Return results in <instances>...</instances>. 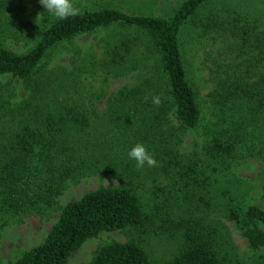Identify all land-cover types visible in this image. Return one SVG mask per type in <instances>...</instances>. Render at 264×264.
Wrapping results in <instances>:
<instances>
[{
	"label": "trees",
	"instance_id": "obj_1",
	"mask_svg": "<svg viewBox=\"0 0 264 264\" xmlns=\"http://www.w3.org/2000/svg\"><path fill=\"white\" fill-rule=\"evenodd\" d=\"M29 1L0 0V27L5 11L40 15L32 33L9 29L15 39L30 35L34 39L30 49L16 53L0 45V79L34 80L18 109L26 110L36 102L38 112L37 118H24L28 123L22 122L9 143L0 146V214L29 215L38 206L53 204L68 182L77 183L87 176L109 174L124 181L120 186L89 191L61 207L45 240L13 263L67 264L83 244L102 233L147 226L149 217L137 193L144 177L183 181L206 177L193 160L196 152L181 154L179 149L183 135L202 122L180 37L200 10L216 0H185L168 18L131 16L109 8L68 11L59 5L60 0H37L33 9H28ZM227 15L230 20L214 14L202 20L206 33L217 34L225 46L210 70L212 89L207 99L212 119L203 126L202 145L208 161L233 157L248 129L264 118L262 20L231 11ZM8 18L14 25L13 18ZM113 28L126 33L105 46V69L114 67L120 69L117 75L121 71L128 74L143 62V74L107 99L98 129L85 108L71 101L69 92L61 93L63 87L47 83L53 71L41 76L46 77L44 81L35 80V76H40L53 48ZM139 47L141 51L136 52ZM255 50H260L259 55L253 54L250 65L244 66L248 58L243 56ZM223 57L233 61L226 62ZM133 59L135 63L130 62ZM59 92L63 101L58 100ZM45 96L51 101L46 102ZM40 108L43 111L39 112ZM33 119L36 122L32 123ZM227 220L242 231L250 249L264 246V210L250 206L240 215L230 209ZM187 226L183 228L184 247L162 264H222L215 230L199 223ZM90 264L153 263L135 242H115L101 247Z\"/></svg>",
	"mask_w": 264,
	"mask_h": 264
},
{
	"label": "rangeland",
	"instance_id": "obj_2",
	"mask_svg": "<svg viewBox=\"0 0 264 264\" xmlns=\"http://www.w3.org/2000/svg\"><path fill=\"white\" fill-rule=\"evenodd\" d=\"M36 1L30 0L28 9H33ZM184 1L60 0L59 5L68 11L109 8L131 16L168 18ZM230 11L250 19L260 18L264 32V0H216L200 10L199 15L183 28L180 37L187 75L197 91L202 122L197 129L183 135L179 149L181 154L196 152L193 160L206 177L197 181L178 180V177H144L137 193L142 209L149 217L147 226L144 229L130 228L102 233L83 244L71 255L67 264H90L101 247L115 242H135L147 253L153 264H162L184 247L183 228L188 223H199L200 226L215 230L214 239L217 240L216 248L222 264H264V246L258 250L250 249L242 231L234 222L227 220L230 209L238 211L240 215L250 206L264 210V118L258 119L248 129V135L233 157L208 161L202 149L203 126L212 119L207 99L212 89L210 70L218 51L225 47L217 34L210 30L206 33L207 25L202 20L213 14L229 17L230 20L231 16L227 15ZM5 13L2 15L4 23L0 27V45L16 53L27 51L34 44V39L30 35L27 39H15L9 29L23 33L29 29L32 33L40 15H32L30 11L17 15L10 11ZM8 15L13 18L14 25H10ZM123 33L126 31L113 28L86 34L72 43L53 48L40 70V76L36 75L35 80L44 81L46 77L41 76L53 71L47 83L63 87L61 93L69 92L71 101L81 104L94 121V126L101 129L107 111V99L121 87L133 85L143 74V62H139L136 69L128 74L121 71L117 75L120 69L110 67L108 71L104 67V63H107L105 46L114 44ZM4 37L8 38L1 40ZM138 51H141L140 47ZM259 52L249 51L243 56L244 59L248 58L244 66H249L252 55H259ZM223 58L226 62L233 61L232 57H228V61L226 57ZM130 62L135 63V60ZM261 71L264 78V63ZM33 81L23 82L11 76L0 79V146L9 143L24 124L22 122L28 123L29 120L24 118H37L36 102L31 103L26 110L18 109L29 94L27 88ZM61 93L59 101L64 98ZM43 99L51 101L49 96ZM38 111L43 110L40 108ZM36 120L33 119L32 123ZM122 184L124 181L114 175H91L77 183L68 182L53 204L38 206L29 215L0 214V264H13L25 251L40 245L57 221L61 207L67 203L100 187ZM187 188L190 190L185 191ZM184 222L186 224L182 225ZM259 227L263 229V226Z\"/></svg>",
	"mask_w": 264,
	"mask_h": 264
}]
</instances>
